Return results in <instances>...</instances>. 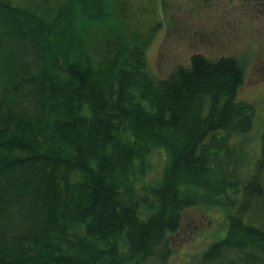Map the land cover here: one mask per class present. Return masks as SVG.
Listing matches in <instances>:
<instances>
[{"label": "trees", "instance_id": "obj_1", "mask_svg": "<svg viewBox=\"0 0 264 264\" xmlns=\"http://www.w3.org/2000/svg\"><path fill=\"white\" fill-rule=\"evenodd\" d=\"M130 9L0 0V86L12 90L0 93V264H167L190 209L216 211L224 230L196 264H264V120L252 159L242 62L196 54L158 79L147 44L124 42ZM105 27L115 41L102 47ZM15 44L35 50V73L17 78ZM158 150L167 165L151 186Z\"/></svg>", "mask_w": 264, "mask_h": 264}, {"label": "rangeland", "instance_id": "obj_2", "mask_svg": "<svg viewBox=\"0 0 264 264\" xmlns=\"http://www.w3.org/2000/svg\"><path fill=\"white\" fill-rule=\"evenodd\" d=\"M127 1L131 3V9L123 19L124 42L131 47L147 44L142 49L143 55L148 71L156 78H167L175 67H188L190 58L196 54L211 61L225 56L236 57L242 62L245 75L244 84L237 93L238 100L252 104L255 115L253 128L244 138V143L249 157L257 159L260 155L258 134L264 120V0ZM95 30L94 36L101 46L106 40L115 41L109 27ZM135 38L140 41L132 45ZM94 42L90 40L92 48L98 45ZM12 48L11 58L16 61L14 72L17 78L35 73V66L40 61L35 50L31 51L24 45L16 47V44ZM3 81L0 93L4 91L5 99L10 102V83ZM27 89L30 88L25 87L21 92ZM26 105L29 104H9L11 109L23 114H26ZM149 163L147 184L157 186L167 165L165 152L154 151ZM10 222H13V217ZM222 222L216 211L188 210L183 228L170 238L168 246L173 255L167 264H196V256L212 242L224 237Z\"/></svg>", "mask_w": 264, "mask_h": 264}]
</instances>
